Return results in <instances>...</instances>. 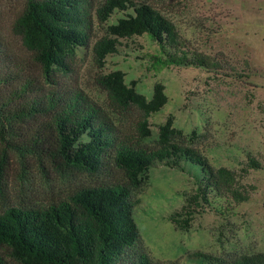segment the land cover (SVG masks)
Listing matches in <instances>:
<instances>
[{
    "label": "rangeland",
    "instance_id": "1",
    "mask_svg": "<svg viewBox=\"0 0 264 264\" xmlns=\"http://www.w3.org/2000/svg\"><path fill=\"white\" fill-rule=\"evenodd\" d=\"M89 1L97 6L103 0ZM127 2L157 10L175 26L190 59L206 58L209 68L156 63L162 54L145 34L120 40L117 53L97 67L93 44L105 35L107 26L132 10H115L104 25H98L90 7L93 27L88 45L72 48L65 66L56 72V86L82 91L110 116L118 135L134 138L142 112L112 107L97 79L120 71L125 85L134 82V90L146 100L156 84L162 85L167 103L146 119L150 136L140 145L156 147L160 129L170 122L178 131L174 142L197 150L214 171H229L232 187L248 195L247 201L235 203L212 191L204 203L196 194L200 172L188 164L171 170L156 163L140 176L131 195L138 202L133 213L140 235L137 248L163 264H202L197 254L229 259L264 253V0ZM24 7L25 0H0V41L4 52L27 73L39 76L31 54L12 30ZM21 82L0 86V98L9 99ZM47 120L42 117L11 128L0 123V214L10 208L55 204L83 187L121 182L123 172L111 160L98 173L88 174L60 167L34 150L36 137L53 142ZM87 140L84 136L81 141ZM250 160L260 168H250ZM0 257L7 264H20L5 247H0Z\"/></svg>",
    "mask_w": 264,
    "mask_h": 264
},
{
    "label": "trees",
    "instance_id": "2",
    "mask_svg": "<svg viewBox=\"0 0 264 264\" xmlns=\"http://www.w3.org/2000/svg\"><path fill=\"white\" fill-rule=\"evenodd\" d=\"M98 25H104L115 10L132 14L106 27L105 35L95 41L92 55L102 68L109 55L116 54L120 40L147 35L162 56L160 65L209 68L206 58L190 59L185 42L175 26L146 3L129 5L127 0H103L92 6L89 0H25V7L12 30L39 68V76L27 73L14 58L4 52L0 41V86L21 80L10 98H0V123L11 128L30 120L47 117L48 137L33 139L39 149L60 167L96 174L111 160L123 172L121 182L83 187L65 200L37 209L10 208L0 214V247L20 264H163L154 262L138 249L140 235L133 219L138 202L131 198L140 184V176L159 163L171 170L183 165L200 172L197 199L209 202L210 192L224 194L235 203L247 201L246 191L234 187L233 177L224 168L214 171L197 150L172 139L178 131L170 122L159 132L157 146L146 148L142 139L150 136L146 119L167 103L164 88L156 84L150 100L124 83V74L114 71L100 76L97 84L107 92L112 107H135L143 114L139 135L121 137L110 118L80 90L58 89L56 72L73 47L88 45L92 34V13ZM86 136L87 141L82 142ZM33 150V152H34ZM249 167L259 169L254 160ZM202 264H264V253L229 259L197 254ZM0 264H7L0 257Z\"/></svg>",
    "mask_w": 264,
    "mask_h": 264
}]
</instances>
